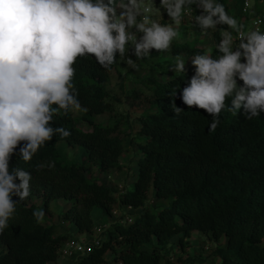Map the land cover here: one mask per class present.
I'll return each instance as SVG.
<instances>
[{
	"label": "trees",
	"instance_id": "obj_1",
	"mask_svg": "<svg viewBox=\"0 0 264 264\" xmlns=\"http://www.w3.org/2000/svg\"><path fill=\"white\" fill-rule=\"evenodd\" d=\"M220 2L233 15L229 0ZM219 34L217 29V39ZM198 41L173 42L171 50L186 58L205 52ZM211 55H217L215 49ZM129 57L127 52L118 55L110 69L92 57L79 59L74 83L86 111L81 119L63 110L54 117L55 126L72 135L55 136L30 162L12 157L10 167L31 172V194L17 203L14 218L0 236V264H56L63 257L72 234L61 231L59 223L37 220L36 198L42 200L44 215L52 217V204L68 201L61 219L75 227L77 236L95 234L94 211L111 219L101 244L74 264H109L110 253L120 264H171L166 248L177 238L174 246L184 253L195 232L216 243L211 264H264V113L247 121L242 109L233 113L229 100L220 125L210 132L212 117L203 109H189L179 98V90L193 73L160 80L161 54L153 50L145 59L156 58L146 80L148 91L135 89L130 94L147 106L139 123L132 125L124 115L116 118L112 94L106 89L119 61L127 62ZM143 67L136 62L134 69ZM177 88L175 103L184 110L179 115L172 111L170 95ZM97 115L111 120L96 122ZM81 120L91 130L81 127ZM62 142L79 147L78 162L68 161ZM124 157L135 163L136 179L132 188L117 196L96 175L129 171ZM119 209L132 214L121 218ZM200 261L180 255L175 264L205 263Z\"/></svg>",
	"mask_w": 264,
	"mask_h": 264
},
{
	"label": "clouds",
	"instance_id": "obj_2",
	"mask_svg": "<svg viewBox=\"0 0 264 264\" xmlns=\"http://www.w3.org/2000/svg\"><path fill=\"white\" fill-rule=\"evenodd\" d=\"M193 7L194 30H220L217 55L177 57L171 71L185 76L190 61L194 73L182 90L171 92L172 111H184L175 103L179 90L184 105L212 117L210 132L220 125L229 100L234 114L242 109L247 121L259 117L264 113V30L246 29L220 0H0V236L17 203L31 194V172L10 167L12 157L30 162L55 136L70 137L71 131L55 126L59 110L86 111L74 83L78 60L92 57L110 69L126 51L136 60L153 50L167 52ZM161 15L169 23H161ZM131 56L128 62L135 66ZM34 216L40 220L44 213Z\"/></svg>",
	"mask_w": 264,
	"mask_h": 264
},
{
	"label": "rangeland",
	"instance_id": "obj_3",
	"mask_svg": "<svg viewBox=\"0 0 264 264\" xmlns=\"http://www.w3.org/2000/svg\"><path fill=\"white\" fill-rule=\"evenodd\" d=\"M246 0H229L230 7L232 9L233 15L237 18V20L245 25V28L250 26L252 22V15L255 13L264 14V0H248L250 2L249 10L244 11V3ZM243 10V14L241 11ZM196 12L194 7L189 14L185 15L182 21V24L179 28L180 36L175 39L173 42L182 43L185 41H195V39H199L197 46L199 48L205 49V51L212 53L215 49V45L218 43L220 39V34L217 37L214 35L217 29L209 30L206 34L201 33L199 29L194 30L191 21L194 19ZM197 14H199L197 12ZM156 19L157 17H153ZM159 21L161 23L167 24L169 20L166 16H159ZM227 26H225L226 28ZM128 57L131 56V53L126 51ZM161 54V67L159 71V79L160 80H167L170 79L173 75H177L179 72L171 71L176 65L177 55L173 53V51L168 50L167 52H160ZM180 58L187 59L185 56H179ZM131 59L136 62H141L143 64V69L135 71L134 66L129 64V62H125L124 59H121L117 64L115 70L112 72L111 80L109 84L106 86V89L109 90L112 94L110 101L112 102L113 106L115 107L116 118L124 115L125 120H128L130 124L135 125L138 124V117L143 113V111L147 108L146 103L141 102L140 100H135L131 97V93L135 91V89H142L148 91V84L147 79L150 75V65L153 64L156 58L147 61L145 59L136 60L134 56H131ZM186 67L188 68L189 73H194V69L190 65V61L187 62ZM121 83H123V88H121ZM117 97V98H115ZM83 111L75 112V116L81 119ZM96 122H103L108 123L110 122L111 118L108 115H97L94 117ZM80 126L83 127L85 130H91V127L84 122L83 120L80 121ZM134 128V127H133ZM60 146L65 147V156L67 157L68 161L78 162L80 160V155H78L75 151L79 150V147L73 148L67 146L66 142L60 143ZM124 164L129 166V171L114 173L110 175L100 174L97 173V178L111 187L115 194L119 196L128 188H132L134 186V181L136 179V166L135 163L132 161L130 157H124L122 159ZM35 203L39 205L40 211L43 212L41 209L42 200L36 198ZM70 205L68 201L65 200H56L52 204V210L54 212L53 217L51 215L43 216V219L46 220L48 223H55L60 224L61 231L70 233L72 226L69 223L63 222L61 219V215L66 211L67 207ZM119 215L121 218L123 215H131V210H124L119 209ZM94 216L97 219L96 228H103L106 229L112 224L111 219L109 220L107 217L103 216L100 210L94 211ZM105 227V228H104ZM72 234V232H71ZM104 232L89 234L90 238H98L103 235ZM75 233L72 234V237H76ZM177 241V238L174 240ZM172 245L168 246L166 252L167 258L171 261V264H175L178 260V257L181 255L183 259H187L188 257L194 258L196 261H200L202 259L205 261L204 264H211L213 262V251L216 248V243L212 241L206 235L195 232L190 240V246L187 250L182 253L180 249L176 246ZM170 249V250H169ZM172 249V250H171ZM114 255L109 254L108 258L110 263L109 264H120L119 262H115ZM72 261H75V258H68V257H61L56 264H70ZM201 262V261H200ZM217 264L219 262L217 261Z\"/></svg>",
	"mask_w": 264,
	"mask_h": 264
},
{
	"label": "built area",
	"instance_id": "obj_4",
	"mask_svg": "<svg viewBox=\"0 0 264 264\" xmlns=\"http://www.w3.org/2000/svg\"><path fill=\"white\" fill-rule=\"evenodd\" d=\"M250 2L247 0V4L246 1L244 3V11L249 10L250 7ZM192 11V10H191ZM259 22V25L256 24V22ZM259 26V28L261 30H264V14H258L254 17V19L252 20L250 26L246 27V29H253L255 27ZM131 209V208H129ZM105 228V227H104ZM109 227H107L106 229L103 228H96V234L100 232H104L108 229ZM101 240L102 238L98 236V238H93L91 239L89 234H84V235H80L77 237H73L71 239H69L64 248H63V257H68V258H75L78 259L80 256L86 254L87 252L91 251L94 247L99 246L101 244ZM70 264H74V261H72Z\"/></svg>",
	"mask_w": 264,
	"mask_h": 264
},
{
	"label": "crops",
	"instance_id": "obj_5",
	"mask_svg": "<svg viewBox=\"0 0 264 264\" xmlns=\"http://www.w3.org/2000/svg\"><path fill=\"white\" fill-rule=\"evenodd\" d=\"M94 215H95V214H94ZM71 232H72V234H73V233H76V229H75V227L72 226ZM71 232H70V233H71Z\"/></svg>",
	"mask_w": 264,
	"mask_h": 264
}]
</instances>
